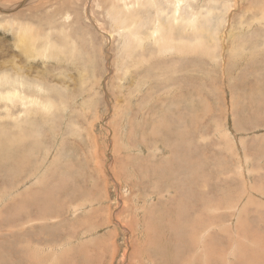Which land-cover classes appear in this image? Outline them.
Wrapping results in <instances>:
<instances>
[{
  "label": "rangeland",
  "instance_id": "374dc122",
  "mask_svg": "<svg viewBox=\"0 0 264 264\" xmlns=\"http://www.w3.org/2000/svg\"><path fill=\"white\" fill-rule=\"evenodd\" d=\"M136 1L0 0V59H11L1 60L0 74L26 78L33 99L48 105L25 113L20 103L7 117L0 110V125L20 141L4 153L26 162L12 190L0 193V264H160L156 257L173 245L147 241L169 234L165 212H173L180 235L182 223L195 225L190 214H221L225 231L217 236L224 239L205 235L202 242L221 246L225 257L210 264L240 258L239 247L226 253L232 241L264 244V113L245 109L264 100V0ZM158 23L172 28L156 33ZM21 32L31 38L27 53L16 47ZM25 133L31 140L22 149ZM12 163L0 159L2 175ZM27 188L25 211L34 221L7 227L13 219L6 207ZM206 194L224 203L203 208ZM178 196L189 201L187 210ZM245 217L255 233L236 237ZM181 262L173 254L172 264Z\"/></svg>",
  "mask_w": 264,
  "mask_h": 264
},
{
  "label": "bare ground",
  "instance_id": "6f19581e",
  "mask_svg": "<svg viewBox=\"0 0 264 264\" xmlns=\"http://www.w3.org/2000/svg\"><path fill=\"white\" fill-rule=\"evenodd\" d=\"M111 1H113V0H111ZM117 1V0H116ZM171 1V0H170ZM173 1V0H172ZM115 2V1H114ZM125 2V1H124ZM137 3H140V2H138V0L136 1ZM135 2V3H136ZM175 2V1H174ZM132 3H134V2H132ZM137 3H136V5H137ZM179 3V2H178ZM116 4V3H115ZM153 4V3H152ZM126 5H127V2H126ZM138 5H140V4H138ZM128 6V5H127ZM177 6H180V4L178 5L177 3L175 4V10H173L172 11V14H171V16H170V18H172V22H176L175 20H177V19H175V16L176 15H178V13L180 12L178 9H180V7L178 8ZM14 8V7H13ZM8 9V8H7ZM6 9V10H7ZM185 9V8H184ZM36 10V9H35ZM140 10V9H139ZM160 10H162V9H157V11H160ZM178 10V11H177ZM110 12V11H109ZM120 12H121V10H120ZM182 12V11H181ZM56 13V12H55ZM187 13V12H186ZM109 14V13H108ZM182 15V14H181ZM174 17V18H173ZM188 17H190V15L188 16ZM111 19V18H110ZM185 19V18H184ZM156 20H157V18H156ZM187 20H189V18L187 19ZM164 21V20H163ZM168 22H171V21H168ZM1 23V22H0ZM122 23V22H121ZM157 23V22H156ZM2 24V23H1ZM21 24H23V23H21ZM162 23H158L157 24V26H156V33L157 32H163V31H165V29L168 27L169 29H171L172 27H171V25H168L167 27H165V26H163V25H161ZM167 25V24H166ZM179 25V24H178ZM21 26V25H20ZM24 26H25V24H24ZM126 26V25H125ZM195 26V24H194V20H193V27ZM17 27V26H16ZM137 27V26H136ZM21 28V27H20ZM41 28V27H40ZM15 29V28H14ZM32 29H33V27H32ZM22 30V29H21ZM34 30H36L37 31V29H34ZM39 30V29H38ZM26 33V32H25ZM19 34V33H18ZM38 35V34H37ZM140 35V34H139ZM159 35V34H158ZM174 35V34H173ZM15 36H16V34H15ZM43 36V35H42ZM17 38V43H16V47L17 48H19V46L18 45H22L23 47L22 48H19L20 50H21V52L22 53H25L26 52V50H27V48L29 47V46H31V43L29 42V40L31 39L30 38V35L29 34H23L22 32H21V35L19 36L18 35V37H16ZM39 38V37H38ZM128 38V37H127ZM131 38H133V37H131ZM129 40H130V38H128ZM39 40H41V39H39ZM142 40V39H141ZM45 42V41H44ZM49 42V41H48ZM47 42V43H48ZM41 44V43H40ZM133 44V43H132ZM135 45H137V44H135ZM41 46V45H40ZM46 46V45H45ZM47 47V46H46ZM184 48V47H183ZM30 49V48H29ZM185 49V48H184ZM41 50V49H40ZM126 50H127V48H126ZM34 51V50H33ZM44 51V50H43ZM159 51V50H158ZM205 51H206V49H205ZM204 50H203V52H205ZM1 53H6V51H3V49H1V51H0V55H1ZM27 53V52H26ZM41 53H42V51H41ZM40 56H41V54H40ZM3 57V56H2ZM1 58V57H0ZM1 60H3L2 62L4 63H6L8 60H11L9 57H8V60H6V61H4V59H0V66L3 64L2 62H1ZM33 60V59H32ZM30 61V60H29ZM6 64H8V63H6ZM11 64V63H10ZM4 65V64H3ZM28 65V64H27ZM5 66V65H4ZM32 66H33V64H32ZM8 67V66H7ZM11 67L12 68H16L17 66L15 65V64H11ZM22 67V66H21ZM29 67V66H28ZM167 67V66H166ZM4 68V67H3ZM18 68V67H17ZM16 68V69H17ZM27 68V67H26ZM5 69V68H4ZM3 69V70H4ZM15 69V70H16ZM2 70V69H1ZM0 70V71H1ZM11 70V69H10ZM9 70V71H10ZM8 71V72H9ZM22 71H23V68H22ZM28 71H29V68H28ZM3 72V71H2ZM23 72H25V71H23ZM6 73H7V71H6ZM2 73V74H0V110H3L4 111V113H5V117H7L8 116V114H12V115H14L13 114V109L18 105V104H20V106H22V108H23V110H24V112L25 113H27V111H25L26 109L27 110H29L30 112H31V109L29 108L30 106L32 107V105L33 104H37V106H39L40 105V107L42 106V108L43 109H46V107L48 106H46L44 103L45 102H43V101H41L40 99H38V100H35V99H33V95H36L37 96V94H35V93H33V92H30L31 90H29L28 88L30 87H26V84H28V83H23V80L25 79L26 80V78H20V77H17V78H11L10 76H8L7 74H9V73ZM18 74H19V72H17ZM17 74V75H18ZM21 74H23V73H21ZM27 74V73H26ZM23 75H25V73L23 74ZM171 75V74H170ZM41 79V78H40ZM6 83V84H8V88H5V85H3L2 83ZM201 83V82H200ZM17 84H18V86H17ZM39 84H37L36 86H38ZM26 87L25 89H23L22 90V88L23 87ZM22 90V94L21 95H19V93L18 92H20ZM210 92V91H209ZM202 95H203V93H202ZM205 96V95H204ZM257 97H259V94H258V96H256L255 97V100L257 101ZM37 98V97H36ZM204 99H206V97H204ZM46 102H47V100H45ZM50 101H52V100H50ZM199 101V100H198ZM259 101V100H258ZM248 102H249V100H248ZM39 103V104H38ZM209 103V102H208ZM2 105H4V106H2ZM35 106V105H34ZM252 106H255V107H252ZM175 107L176 106H174L173 108L175 109ZM238 107V106H237ZM236 107V108H237ZM249 107V108H248ZM248 108V111L247 112H252V114L251 115H254V116H259L258 114H256L258 111H263V113H264V100L263 99H261L260 100V102H258L257 104L256 103H252L251 104V106L250 105H247L246 107H245V109H247ZM38 109V108H37ZM41 109V108H40ZM178 109V108H177ZM182 109V108H181ZM238 109H241V107L240 108H238ZM243 109V111L245 110L244 108H242ZM35 110V109H34ZM33 110V111H34ZM179 110V109H178ZM160 111V110H159ZM38 112H40V114H41V111H38ZM168 112V111H167ZM161 113V112H160ZM190 113V112H189ZM193 113V112H192ZM35 114H36V112H35ZM43 114H44V112H43ZM166 114V113H165ZM154 115V114H153ZM264 115V114H263ZM173 116L175 117V116H177V115H175V111H173ZM180 116V115H179ZM188 116V115H187ZM2 117V116H1ZM3 117H4V114H3ZM22 117V116H21ZM182 117V116H181ZM180 117V118H181ZM260 117V116H259ZM42 118V117H41ZM178 118V117H177ZM246 120H251L249 117L246 119ZM159 121V120H158ZM162 119H161V121H160V126H163V127H165L166 125H168L167 123H164V122H162ZM171 123V122H170ZM108 124V123H107ZM173 124V123H172ZM171 124V125H172ZM16 125H17V122H16ZM1 126V125H0ZM168 126H170V125H168ZM218 126V125H217ZM153 127V126H152ZM167 128V127H166ZM179 128V127H178ZM22 129V131H23V128H21ZM107 129V128H106ZM154 129V128H153ZM157 129V128H156ZM164 129V128H163ZM162 129V130H163ZM15 130V129H14ZM21 130H20V132H22ZM108 131V130H107ZM181 131H182V129H181ZM185 131V130H184ZM12 132H14V131H12ZM32 132V131H31ZM154 132H155V130H154ZM160 132V131H159ZM170 132H172V131H170ZM173 132H174V130H173ZM23 133H24V131H23ZM130 133V132H129ZM161 133V132H160ZM168 133V132H167ZM26 134L27 133H25V134H23V135H25V143L26 142H29L28 141V137L26 136ZM156 134V133H155ZM154 134V135H155ZM181 134V133H180ZM17 135V134H16ZM20 135V134H19ZM23 135H21L22 136V138H23ZM163 135V134H162ZM166 135V134H165ZM182 135V134H181ZM20 136V137H21ZM186 136V135H185ZM184 136V137H185ZM17 137V136H16ZM27 137V138H26ZM33 137H35V136H33ZM174 137V136H173ZM36 138V137H35ZM166 138H167V136H166ZM175 138V137H174ZM262 138V137H261ZM161 139V138H160ZM176 139V138H175ZM29 140H31V139H29ZM171 140H172V138H171ZM170 140V141H171ZM181 140H183V139H181ZM185 140V139H184ZM183 140V141H184ZM263 141V140H262ZM261 141V142H262ZM18 142H20L18 139H16L15 138V136L14 135H9V131L7 130V127L4 125V124H2V126H1V128H0V159H2V158H6V159H8V160H12L13 161V163H12V166H10V168H11V173H10V175H7V176H4V175H2V173H1V171H0V178H5V179H1V181H0V190H1V192L0 193H4V191L5 190H12V188H13V186H14V184H13V182H12V180H13V178H15V177H17L19 174H21L22 172H23V170H25L24 168H25V164H26V162H25V160L24 161H22V160H20V159H18V158H16L13 154H9V155H7V154H5L4 152L6 151V149H7V147H8V145H13V144H18ZM22 142V141H21ZM109 142V141H108ZM166 142V141H165ZM175 142V141H174ZM178 143V142H177ZM180 143H182V142H180ZM30 144H31V142H30ZM34 144V143H33ZM170 144V143H169ZM28 143H26V144H22V149H24V148H26V147H28ZM181 145V144H180ZM180 145L178 146V144H177V146L178 147H180ZM34 146V145H33ZM190 146V145H189ZM263 146V145H262ZM32 147V146H31ZM261 147V146H260ZM36 148V147H35ZM34 151V150H33ZM39 151V150H38ZM39 152H41V151H39ZM172 153V152H171ZM170 153V154H171ZM35 154V153H34ZM200 154V153H199ZM202 154V153H201ZM200 154V155H201ZM176 156V155H175ZM19 158H20V156H18ZM25 158V157H24ZM43 159V158H42ZM202 159H203V157H202ZM209 159V158H208ZM175 160V159H174ZM201 160V159H200ZM169 161V160H168ZM205 161V160H204ZM208 161V160H207ZM97 163H98V161H97ZM105 163V162H104ZM165 163V162H164ZM163 163V164H164ZM166 164V163H165ZM185 164V163H184ZM201 164V163H200ZM209 164H211V163H209ZM241 164V163H240ZM248 164V163H247ZM101 165V164H100ZM244 165V164H243ZM107 166H108V164H107ZM209 166V165H208ZM189 167V166H188ZM248 167V166H247ZM258 167V166H257ZM10 168H8V170H10ZM155 168V167H154ZM225 168V167H224ZM244 168V167H243ZM27 169H29V168H27ZM26 169V170H27ZM200 169V168H199ZM241 169V168H240ZM6 170H7V168H6ZM5 170V171H6ZM163 170V169H162ZM168 170V172L170 173V174H174V172H172V171H170V169H167ZM204 170V169H203ZM202 170V171H203ZM245 170V169H244ZM182 171L185 173V174H187V172H186V168H183L182 169ZM202 171H201V173H202ZM6 172H8V171H6ZM32 172H34V170H32L31 172H30V174H33ZM193 172V171H192ZM226 171H224L223 173H225ZM24 173V172H23ZM264 173V172H263ZM25 174V173H24ZM176 174H178V173H176ZM6 175V174H5ZM23 175V174H22ZM198 175V174H197ZM201 175V174H200ZM203 175V174H202ZM262 176V175H261ZM201 177L202 176H200L199 178L201 179ZM23 178V177H22ZM28 178H29V176H28ZM258 178V177H257ZM234 179V178H233ZM41 180V179H40ZM248 180V179H247ZM258 180H259V178H258ZM193 181V180H192ZM195 181H196V179H195ZM220 181H222V179L220 180ZM201 182H203V180L201 181ZM254 182V181H253ZM255 182H258L257 180L255 181ZM196 183V182H195ZM251 183V182H250ZM259 183V182H258ZM199 184V183H198ZM197 184V185H198ZM196 185V184H195ZM260 184H258V186H259ZM16 186V185H15ZM19 185H17V187H18ZM44 186V184L42 185V187ZM201 185L199 184V187H200ZM260 187V186H259ZM6 188H8V189H6ZM190 188V187H189ZM222 188H223V191H225L224 193H226L227 192V189H228V182L226 181L225 182V186H222ZM236 188H237V186H236ZM261 188V191H263L262 190V187H260ZM260 188H258V189H260ZM238 189V188H237ZM241 189H243V191H244V188H241ZM31 191V189L30 188H27L25 191H23V193L22 194H20L19 196H20V202H21V204H20V202L18 201V200H15V201H13V200H11V202L8 204V206L6 207V210H8L9 212H10V214H11V216H12V219H13V221L11 222V223H9L10 221H9V218H8V225H7V227H13V225H17L18 227H20L21 225L23 226V224L25 223V225H26V223H28L29 222V220H31V221H34V218L33 217H30L29 216V214L28 213H26V208L29 206V202H28V200L30 199V197H28V193ZM231 191V190H230ZM258 191H260V190H258ZM60 192V191H59ZM243 193V192H242ZM18 194V193H17ZM1 195V194H0ZM227 195V194H226ZM3 196V195H2ZM23 196H24V198H23ZM27 196V197H26ZM92 197V196H91ZM225 197V196H224ZM224 197H222V198H224ZM207 198H209V200H208V202H203V208H205V207H212V208H214V210L215 209H218V208H220L221 206H222V204L224 203V202H222V204H221V202L220 203H215L214 201H213V199L210 197V196H208L207 194H206V199ZM205 199V200H206ZM184 200V198H182V197H179L178 196V201L180 202L179 204H182L183 205V207L185 206V209L187 210V208H186V205H188V203H189V201L186 199V201H183ZM58 201V200H57ZM244 201V200H243ZM6 202H7V200H6ZM91 203V202H90ZM236 204V203H235ZM20 205H21V207H20ZM202 205V204H201ZM17 206L18 207H20L19 209H20V213H19V211L17 212ZM231 206V205H230ZM163 208V206H160L159 208ZM179 208H182V207H179ZM236 208V207H235ZM29 209V208H28ZM226 211L227 212H225V214L227 215V216H229V210L230 209H233L232 208V206H231V208L230 209H228L227 207H226ZM5 210V211H6ZM160 210H162V209H160ZM188 210H190V209H188ZM225 211V210H224ZM229 211V212H228ZM162 213L163 211H159L158 210V212H156V211H152V214L154 213V214H159V213ZM191 212H193V211H191ZM6 213V212H5ZM160 213V214H161ZM166 213V212H165ZM164 213V215H165V219H166V222L168 223V225H170V226H168V227H166L167 229V231L169 232V234H165V233H158L159 235H158V237H152V236H150L149 235V238L151 239H149L148 241H147V245H152L153 243H154V241H156V244H160L161 242H162V240L164 241V242H168V243H170V245L172 246L173 245V248L172 249H168L167 251H165V252H162V253H160L156 258H158L159 260H160V264L162 263V262H171V264H172V257H173V254L174 255H176V256H179V257H181L182 258V262L180 263V264H194V263H196V262H198L199 264H210V262H213V261H215L216 263L218 262V261H220V259H223V256L225 257V255L223 254V250H222V247L220 248L219 246L216 248H214V246H216L217 244H215L214 246H209L208 248L203 244V242H202V240H203V238L205 237V235L206 236H211L212 238H214V239H224V238H218V236L217 235H223L224 236V231H225V229L224 228H222V222L220 221V218H221V214L220 215H217L216 213H214V212H212L211 211V217L212 218H209V219H206V218H202V217H200V216H198V215H192V214H190L191 215V218H190V220L191 221H193V223L195 224L194 226H192V225H190L189 227H188V224L187 225H185L184 223H182L181 224V226H182V228H183V233L180 235L179 233H178V231H177V226H176V220H175V218H173L172 216H173V212H168L167 214H165ZM1 214V213H0ZM159 214V215H160ZM2 215V214H1ZM6 215V214H5ZM41 215H42V213H41ZM36 216H38L39 217V215L37 214ZM10 217V216H9ZM6 218V219H7ZM11 218V217H10ZM150 218V216L147 214L146 215V219L148 220ZM254 218V217H253ZM252 218V216L250 215L249 216V219L251 220V219H253ZM2 219V218H1ZM203 221H202V220ZM236 219H237V217H236ZM249 219H247L246 217L241 221V220H237L238 221V223H237V225L235 226V230H236V232H235V236L236 237H244V236H248V237H253V233H255V230H252V228H253V226L251 227V224L249 223ZM4 220V219H3ZM48 220H50V219H48ZM30 221V222H31ZM185 221V220H184ZM29 222V223H30ZM41 223L37 226V228H35V227H32L33 228V230H29V233H25V235L26 234H29L30 235V231H32V232H34L36 229H38V228H40V225H42V221H40ZM217 222H219V223H217ZM1 223V222H0ZM127 224V223H126ZM135 224V223H134ZM190 224V223H189ZM10 225V226H9ZM74 226V225H73ZM158 226V225H157ZM156 226V227H157ZM167 226V225H166ZM4 227H6V226H4ZM75 227V226H74ZM92 227V226H91ZM159 227V226H158ZM160 227H162V226H160ZM1 228V227H0ZM24 229H25V231H26V228L25 227H23ZM53 228V227H52ZM255 228V227H254ZM3 228H1L0 229V233L1 232H4V229H3V231H1ZM29 229H30V227H29ZM54 229V228H53ZM164 230H165V228H163ZM161 230V231H164V230ZM256 229V228H255ZM48 230V229H47ZM58 230V229H57ZM9 231H10V228H9ZM22 231V230H21ZM56 231V230H55ZM6 232V231H5ZM13 232V231H12ZM15 232H16V230H15ZM27 232V231H26ZM31 232V233H32ZM36 232V231H35ZM58 232V231H57ZM158 232V231H157ZM156 232V233H157ZM20 233V232H19ZM38 233V232H37ZM40 233V232H39ZM55 233V232H54ZM167 233V232H166ZM217 233V234H216ZM226 233L227 234H229L227 231H226ZM15 234V233H14ZM23 234V233H22ZM33 234V233H32ZM44 234V233H43ZM69 234V233H68ZM63 235H64V233H63ZM189 235H194V238L190 241L189 239H186L184 236H188L189 237ZM231 235V234H230ZM32 236V235H31ZM33 236H35V235H33ZM70 236H71V234H70ZM65 237V236H64ZM66 237H67V235H66ZM68 237H69V235H68ZM13 238V237H12ZM28 238V237H27ZM264 238V237H263ZM17 239V238H16ZM29 239H30V236H29ZM34 239V238H33ZM43 239H45V238H43ZM63 238H60V239H58L57 240V242L58 241H60V240H62ZM68 239V238H67ZM216 239V240H217ZM31 240H32V238H31ZM30 240V241H31ZM38 240V239H37ZM50 240H52V239H49L48 240V243L49 244H52V243H54L53 241H50ZM189 240V241H188ZM27 241H28V239H27ZM42 241V242H41ZM41 241H37L36 243L38 244V246L40 247V249H41V247L45 244V242L43 241V240H41ZM181 241V243L184 241V249H181L182 247H180L179 248V246H178V243ZM29 242V241H28ZM4 243V242H3ZM6 243V242H5ZM4 243V244H5ZM7 243H9V242H7ZM11 243H13L12 241H11ZM11 243H9V244H11ZM141 243V242H140ZM222 244H223V242H221ZM3 244V246L4 247H6V248H8L7 246H5ZM224 244H226V243H224ZM242 244V242H240V241H238V240H236V241H232L231 243H230V245H228V246H226V247H228L227 248V250H226V253H228L227 255H229L228 257H232L233 256V253H232V250H231V248L232 249H237L238 247V249L240 250V249H243V253L241 254V256H240V258L238 259V258H235V260L234 261H232V262H237L238 264H264V244H262V245H260L258 242L257 243H253V246H251V243H245V244H243V245H241ZM21 245V244H20ZM24 245H26V244H24ZM28 245V244H27ZM162 245V244H161ZM10 246H13L14 247V245H10ZM22 246V245H21ZM187 246H189V248H187ZM49 247V246H48ZM10 248V247H9ZM8 248V249H9ZM15 248V247H14ZM151 248V247H150ZM160 248H161V246H160ZM21 249H24V248H22L21 247ZM20 249V250H21ZM93 249V248H92ZM164 249V248H163ZM167 249V248H166ZM2 250V249H1ZM18 250V249H17ZM25 250V249H24ZM29 250V249H28ZM48 250V249H47ZM152 250H154V249H152ZM157 250H159L158 248H157ZM161 250V249H160ZM14 251H16V250H14ZM13 251V256H15V252ZM22 251V250H21ZM10 251H8V252H6V253H9ZM26 251H24V253H25ZM47 252V251H46ZM1 253V252H0ZM3 253V252H2ZM6 253H5V255H6ZM173 253V254H172ZM10 254V253H9ZM8 254V255H9ZM19 254H20V252H19ZM150 254V253H149ZM16 255H18V254H16ZM27 255V254H26ZM148 255V254H147ZM151 255V254H150ZM223 255V256H222ZM23 256V255H22ZM30 256V255H29ZM49 256V255H48ZM71 256V255H70ZM30 257H32V256H30ZM47 257V256H46ZM151 257H152V255H151ZM16 258H17V256H16ZM20 258H21V256H20ZM29 258V257H28ZM27 258V259H28ZM42 258V257H41ZM45 258V257H44ZM92 258V257H91ZM25 259H26V257H25ZM71 259V258H70ZM75 259V258H74ZM143 259V258H142ZM157 259V260H158ZM11 260H13V258L11 259ZM17 260V259H16ZM15 260V261H16ZM23 260H24V258H23ZM23 260H22V262H23ZM156 260V261H157ZM158 260V261H159ZM64 261V260H63ZM26 262V261H25ZM45 262V261H44ZM232 262H225L224 264H234V263H232ZM14 263V261H10V264H13ZM21 263V262H20ZM35 263V262H34ZM88 263V262H87ZM2 264V263H1ZM19 264V263H18ZM24 264V263H23ZM29 264V263H28ZM30 264H31V261H30ZM33 264V263H32ZM80 264V263H79ZM159 264V263H158ZM168 264V263H167Z\"/></svg>",
  "mask_w": 264,
  "mask_h": 264
}]
</instances>
